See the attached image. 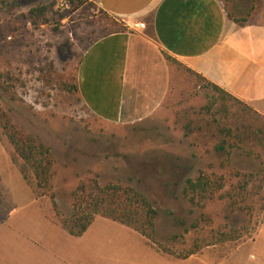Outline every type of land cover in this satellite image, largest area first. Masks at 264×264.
Instances as JSON below:
<instances>
[{"label":"rangeland","instance_id":"obj_1","mask_svg":"<svg viewBox=\"0 0 264 264\" xmlns=\"http://www.w3.org/2000/svg\"><path fill=\"white\" fill-rule=\"evenodd\" d=\"M219 1L225 14L247 21L264 4V0ZM76 2L72 11L64 0H0L1 24L24 17L19 33L0 37V73L18 80L16 99L0 90V112L17 131L48 149L53 162L50 186L58 210L67 212L70 191L96 174L99 185L131 186L150 203L157 213L154 232L159 244L166 245L171 235H182L188 246L194 239L207 241L214 233L237 230L239 240L204 248L199 255L220 259L237 249L235 260H244L257 251L264 254V153L252 148L248 153L232 150L217 155L208 135H193L197 142L184 138L176 121L185 109L205 106L211 93L192 87L168 62H151L149 71L129 83L119 122L108 124L87 112L71 91L78 59L104 34L107 18L123 26L127 22L104 15L93 0ZM35 7L45 12L43 19L31 23L27 12ZM130 30L150 36L149 19L132 24ZM160 57L164 60L162 52ZM2 147L9 158L10 148ZM0 154L5 156L2 149ZM198 171L221 175L225 189L235 184L234 173L250 174L252 180L244 198H236L234 205L213 199L191 209L181 197V187ZM12 172L7 168L4 181L12 199L22 201L20 191L13 190ZM43 205L47 208L48 202ZM194 223L196 229L188 230Z\"/></svg>","mask_w":264,"mask_h":264},{"label":"crops","instance_id":"obj_2","mask_svg":"<svg viewBox=\"0 0 264 264\" xmlns=\"http://www.w3.org/2000/svg\"><path fill=\"white\" fill-rule=\"evenodd\" d=\"M93 2L129 26L95 39L78 59L77 97L92 116L108 124L119 122L129 83L149 71L151 62H165L162 52L250 107L264 122V4L254 19L239 26L228 20L219 0ZM146 18L150 36L130 30ZM0 149L5 155L0 154V264H264L258 251L235 260L237 249L220 259L197 254L176 260L156 252L133 231L99 217L81 236L71 237L43 217ZM7 168L22 201L12 199L4 181Z\"/></svg>","mask_w":264,"mask_h":264},{"label":"trees","instance_id":"obj_3","mask_svg":"<svg viewBox=\"0 0 264 264\" xmlns=\"http://www.w3.org/2000/svg\"><path fill=\"white\" fill-rule=\"evenodd\" d=\"M64 4L72 11L78 7L76 0H64ZM44 12L42 7L31 8L27 12V17L33 23L34 19H43ZM226 17L239 26L248 22L244 18H233L227 14ZM21 20H24V17L6 20L7 25L1 24L0 20V37L19 33L22 29ZM106 22L108 24L104 25V34L100 37L126 31L123 25L115 21L107 18ZM162 56L165 62L175 66L184 75V81L192 87L208 90L211 93L205 106L198 109L190 107L185 109L179 117L180 121H176L184 138L193 137V141L197 142L193 135L196 134L201 138L208 135L213 143V153L217 155H227L232 150L248 153L252 148H258L264 153L262 119L250 107L175 62L166 54L162 53ZM17 82L18 80L12 78L7 72L0 73V90L4 91L10 100L16 99ZM71 89L77 95L75 76ZM78 102H80L79 99ZM4 144H7L11 151L10 163L29 188L43 217L71 237L81 236L92 221L99 217L138 234L156 252L176 260H184L199 254L204 248L235 242L242 236L237 230L217 232L207 241L194 239L185 246L182 235H171L166 245L159 244L154 232L157 213L150 203L131 186H121L117 183L99 185L96 174L75 185L68 196L69 209L62 213L57 208L50 186L53 162L48 149L34 137L17 131L6 115L0 112V145ZM232 178L236 179L235 184L225 189V182L221 175L198 171L193 177L183 181L181 197L191 209L202 208L213 199H225L234 205L236 198H244L246 187L251 182L252 176L234 173ZM43 201L48 202L47 208H44ZM193 229H196L195 223L191 224L188 230ZM188 230H183V234ZM175 244L184 245V247L174 250L172 247Z\"/></svg>","mask_w":264,"mask_h":264}]
</instances>
